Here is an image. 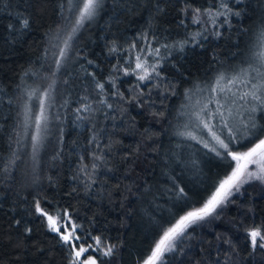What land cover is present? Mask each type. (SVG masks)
I'll use <instances>...</instances> for the list:
<instances>
[{
	"label": "trees",
	"instance_id": "1",
	"mask_svg": "<svg viewBox=\"0 0 264 264\" xmlns=\"http://www.w3.org/2000/svg\"><path fill=\"white\" fill-rule=\"evenodd\" d=\"M187 2L194 7L209 8L216 0ZM59 4L60 0H33L32 7L27 9L32 17L31 31L15 43H8L6 25L13 22L15 12L25 10L26 4L25 0H3L0 3V167L7 163L12 149H16L20 157L12 165L13 179L0 181V264H68L59 237L47 230L46 223H41L42 218L25 216L33 232L24 237L23 244L17 247L21 230L12 226V209L19 205L15 212V218L19 219L23 205L30 204L37 195L45 198L47 207L68 208L73 212L76 222L93 235H102L108 241H115L118 252L111 258L110 264H137L152 243V225L145 209L151 204L157 218H167L172 205L166 192L170 181L162 173L174 176L189 195L196 198V193L201 190V182H210L208 178L223 169L214 154L207 152L200 144L173 135L175 129L169 127V123L175 126L178 110L182 104H188L184 97L186 89H194L198 83L203 86L218 71H231L253 52L261 50L257 37L260 27L264 25V0H240L239 3L230 0V6L240 11L241 15L231 16L230 25L219 27V37L213 35L215 26L210 22L194 24L190 12L187 15L182 13L180 9L184 4L181 0H105L96 20L77 34L74 44L79 54L75 50L72 52L76 62L70 64L68 69L72 75L63 73L58 77L56 107L51 109L54 125L52 135L33 171L30 141L25 138L21 141L22 146L15 143L13 129L20 103L17 96L23 89H43L51 82L50 72L54 64L51 63V53L45 52L48 47L46 34L55 32L64 23ZM157 4L163 9L162 12L157 11ZM10 12L13 15H9ZM205 27L208 29L205 32L207 39H201L199 43L190 42L182 52L173 50L170 55L165 53L167 58L161 61L159 71L166 81L176 85L177 91V95H169L163 105L156 97L155 107L165 112V118H158L152 114L153 109L142 108L132 102L124 105L127 111L123 114L120 109L110 112L104 106L95 105L96 111L81 114L87 119H76L75 109L78 102L82 101L81 97L87 94L93 101L99 99L95 94V81L89 73H94L99 80L118 75L120 90L129 97L133 95L130 88L137 83L135 77L112 72V65L117 63L118 58L121 63L124 62L123 53L108 54L113 39L125 48L134 41L145 46L146 41L137 38L148 32V39L153 46H159L185 38L191 41L192 34ZM88 60L94 63L90 65ZM66 76L68 84L63 83ZM107 87L111 88L110 85ZM10 99L16 103H9ZM65 99H68L69 104L62 107ZM38 102L39 94L31 103L38 108ZM57 115L59 121L55 120ZM61 127L62 143L59 140ZM146 129L159 135L146 141L142 135ZM94 132L102 143H107L111 137L121 144L117 146L119 154L112 158L109 165L114 171L102 169L98 174V182L93 186L95 190L86 194L83 184L74 177L81 156L86 157L85 162H90L87 142ZM138 144L142 145V155L138 158L133 156L128 163H122L120 157L125 152L133 151ZM149 144L157 151H150L147 147ZM57 153H60L59 157L53 159ZM192 161L197 162L196 167ZM129 168L131 171H128ZM149 186L151 192L145 194V188ZM249 206L255 209L257 223L264 219V194L261 190L242 194L235 205L225 209L221 220L199 231L188 244L186 251H189V255L179 259L184 264H195L200 258L201 247L209 250V241L215 246L217 233L231 236L243 248V228L237 231L233 225L240 224L242 220L245 226L251 224V214L247 211ZM173 264H179V260Z\"/></svg>",
	"mask_w": 264,
	"mask_h": 264
},
{
	"label": "snow or ice",
	"instance_id": "2",
	"mask_svg": "<svg viewBox=\"0 0 264 264\" xmlns=\"http://www.w3.org/2000/svg\"><path fill=\"white\" fill-rule=\"evenodd\" d=\"M2 2L3 0H0V3ZM104 2L105 0H60V14L64 23L59 25L55 32L46 34L48 47L45 52L51 53V63L54 64L50 72L51 82L43 89H23L17 96L20 103L17 111L18 119L13 129L15 143L22 146L21 141L25 138L30 141L33 171L39 162L41 151L46 148L52 135L54 125L51 109L56 107L58 77L63 73H67V76L72 75L68 69L70 64L76 62L72 52L75 50L77 55L79 54L74 44L77 34L87 24L96 20ZM181 2L184 7L180 11L185 15L190 12L194 24L210 22L215 26L213 32L215 37L221 35L219 27L223 24L230 25L231 16L241 15L240 11H235L230 6V0H216L209 8L194 7L187 0ZM235 2L239 3L240 0ZM32 3L33 0H25L24 11H17L14 15L9 13L13 15V22L6 25L9 33V37H6L8 43H15L18 38L31 31L32 17L27 9L32 7ZM156 8L158 12L163 11L158 4ZM220 18H223L222 21ZM180 23L183 24L184 21L181 20ZM207 31L205 27L202 31L193 33L191 41L185 38L171 44L162 43L159 46H153L152 41L148 39V32L137 38L145 40V46H140L134 41L125 48L113 39L108 54L123 53L124 62L121 63L118 58L117 63L112 65V72L114 74L122 72L124 76L135 77L137 83L130 88L133 95L129 97L120 90L117 84L118 75H109L106 80H99L94 73H89L95 81V94L99 99L92 101L88 96L81 97L83 103L75 109L76 119L78 121L87 119L81 114L96 111L94 105L104 106L110 112L120 109L123 114L127 111L124 105L132 102L139 107L153 109L152 114L158 118H165V112L155 107L156 97H159L163 105L168 96L177 95V91L176 85L166 81L159 71L162 67L161 61L167 58L165 53L170 55L173 50L182 52L190 42L199 43L201 39H207L205 35ZM155 39L153 35V40ZM257 41L261 50L253 52L247 60L241 62L240 66L232 68L231 71H218L210 82L203 86L198 83L194 89L185 90L184 97L188 101L196 93L206 92L207 96L203 103L197 100L195 105L182 104L177 112V124L173 126L170 122L169 127H174L173 135L176 137L184 141H194L207 152L214 154L223 165V171L209 177L210 182L202 181L201 190L196 193V198L189 195L174 176H170L167 172L162 173L168 176L170 181L166 192L172 205L168 209L167 218H157L151 204L145 209V214L149 216L152 225V243L146 257L138 260L137 264H173L176 260H179V264H184L179 258L189 255V251H186L189 246L185 242L193 238L197 228L203 229L221 220L225 209L236 204L237 194H242V190H246L245 185L258 184L261 193L264 194V25L260 27ZM93 63L92 60H88V64ZM32 75L35 76L37 73ZM67 76L63 80L64 84L69 82ZM107 85L111 88L109 89ZM38 94L37 108L31 102ZM9 103L16 101L10 99ZM68 104V99H65L62 107H67ZM112 118L115 119V116ZM55 120H60L59 115L55 116ZM59 131V140L62 143L63 127ZM142 135L146 141H149L159 133L146 129ZM87 143L90 162H85L86 157L81 156L74 177L83 184L86 194L95 190L93 186L98 182V174L102 169L108 172L114 171L109 165L112 158L119 154L117 146L121 142L109 137L107 143H102L98 134L94 132ZM147 147L150 151H157V148L151 144ZM142 153V145L138 144L133 151L125 152L120 157L121 162L128 163L133 156L138 158ZM59 155L60 153H57L53 159H57ZM19 159L17 150L12 149L7 163L0 167V181L13 179L12 165ZM192 164L194 167L197 166L196 161H192ZM128 171H131V168ZM150 192L151 186L146 187L145 194ZM16 207L12 209L14 213L12 226L21 230L18 233L17 247L23 244L24 237L30 236L33 232L25 216H36L42 218L41 223H46L49 232L59 237L68 264H110L111 258L118 252V245L106 240L102 235H93L90 230H85L82 224H78L73 212L68 208L47 207L45 198L38 195L32 198L30 204L23 205V213L19 219L15 218ZM247 211L251 214V224L245 226L242 220L240 224L233 225L237 231L243 228L245 233L243 248L239 247L231 236L217 233L215 246L209 241V250L206 251L201 247L200 258L195 264H248L249 261L251 264L258 262L264 264V219L259 223L256 222L255 209L252 206H249Z\"/></svg>",
	"mask_w": 264,
	"mask_h": 264
},
{
	"label": "rangeland",
	"instance_id": "3",
	"mask_svg": "<svg viewBox=\"0 0 264 264\" xmlns=\"http://www.w3.org/2000/svg\"><path fill=\"white\" fill-rule=\"evenodd\" d=\"M132 66L134 67V63L132 64ZM84 96H88V95L85 94ZM206 96H207V93H206V92H205V93H199V94H196V98H194L195 95L192 96V97H191V100L188 101V104L195 105L197 100H200L201 103H203V102H204V99L206 98ZM88 97L92 100L91 96H88ZM92 101H93V100H92ZM81 103H83V101L78 102L77 107H79ZM94 106H95V105H94ZM213 107H214V106H213ZM222 171H223V169H222ZM222 171H220V172H222ZM245 189H246V190H242V194H244L246 191H249V192H251V193H257V192L260 191V186H259L258 184H257L256 186H248V185H245ZM242 194H237V196L235 197L236 201L240 198V196H241ZM200 230H201V229L197 228V230L193 233V238H192L191 240L186 241L185 243H186L187 245L190 244V243L196 238V236H197V234L199 233ZM110 242L113 243V244H116L115 241H110ZM147 252H148V250H147L146 253L141 257L140 260H142L143 258L146 257Z\"/></svg>",
	"mask_w": 264,
	"mask_h": 264
}]
</instances>
